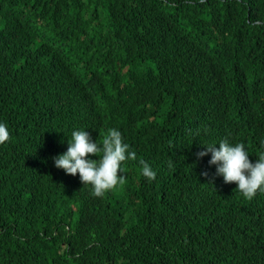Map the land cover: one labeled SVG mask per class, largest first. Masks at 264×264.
I'll use <instances>...</instances> for the list:
<instances>
[{"label":"trees","instance_id":"1","mask_svg":"<svg viewBox=\"0 0 264 264\" xmlns=\"http://www.w3.org/2000/svg\"><path fill=\"white\" fill-rule=\"evenodd\" d=\"M2 37L17 52L0 47V264H264V192L226 196L206 165L184 178L182 127L204 113L207 146L264 122L259 99L246 115L231 94L264 87V0H0ZM164 85L193 110L170 129L177 164L145 138ZM113 128L136 160L96 197L53 158L73 131L102 144Z\"/></svg>","mask_w":264,"mask_h":264},{"label":"clouds","instance_id":"2","mask_svg":"<svg viewBox=\"0 0 264 264\" xmlns=\"http://www.w3.org/2000/svg\"><path fill=\"white\" fill-rule=\"evenodd\" d=\"M0 47L17 52L13 43L5 37L0 39ZM236 98L238 113L253 114L252 98L260 100V108L264 109V87L258 83L244 84L231 93ZM216 104H224L226 96L218 94L212 97ZM193 111L191 103L178 107L173 90L163 86L150 106L144 122L147 127L146 141L152 152L167 162L177 164L181 155L171 148L170 129L183 115ZM204 113L198 120L183 124L187 128L190 159L184 165L185 176L195 174L197 169H216V175L222 176L220 185L226 190V196H243L252 200L258 191L264 192V153L254 162L253 148L261 133L264 122H256L235 143L222 139L214 144L204 145L206 128ZM99 134V133H98ZM97 134V135H98ZM102 144L93 141L89 132L76 130L71 134L67 150L53 158L54 166L65 174H79L83 185L92 186V194L103 197L105 193L122 186L126 178L120 175L121 164L126 160H136V153L129 152V145L123 142L122 134L117 129H109L101 133ZM96 135V136H97ZM10 133L5 123H0V144L9 141ZM264 152V145L262 150ZM99 156V159H91ZM141 174L148 180H154L156 173L144 160H140ZM207 176V172L201 173ZM183 178V179H184ZM182 179V180H183Z\"/></svg>","mask_w":264,"mask_h":264}]
</instances>
